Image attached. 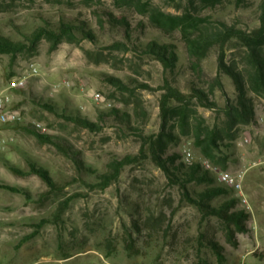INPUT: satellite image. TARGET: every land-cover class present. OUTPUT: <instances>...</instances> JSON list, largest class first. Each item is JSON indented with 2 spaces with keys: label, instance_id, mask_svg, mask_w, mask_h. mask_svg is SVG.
Returning <instances> with one entry per match:
<instances>
[{
  "label": "rangeland",
  "instance_id": "obj_1",
  "mask_svg": "<svg viewBox=\"0 0 264 264\" xmlns=\"http://www.w3.org/2000/svg\"><path fill=\"white\" fill-rule=\"evenodd\" d=\"M145 1L167 14L207 17L199 31L212 34L223 24L257 29L263 0H0V34L27 45L16 54L0 53V90L12 76L28 77L24 88L9 91L12 107L21 112L22 120L0 125V180L31 195L27 199L23 193L0 187V264H264V130L258 122L264 117V95L249 94L256 122L238 124L232 131L234 138L223 139L230 145L224 149L230 156L227 171L243 177L242 189L234 188V195L240 198L239 206L250 212L248 230L230 241L218 217H203L152 158L140 152L144 136L165 131L178 137L176 144L169 143V150L182 152L187 146L196 158H203L194 143L198 116L224 134L229 129L225 117L197 101L191 107L198 116L192 113L185 127L174 113L162 115L165 81L185 93L202 80L208 86L218 72L219 49H211L198 75L191 68L193 60L181 27L169 35L162 31L150 12L142 10L140 3ZM111 15L128 19L132 37L125 36V28ZM61 21L93 30L95 41L78 35L58 42L43 37L31 44L37 28L57 27ZM153 39L176 45L179 60L173 71L138 50ZM243 56L229 47L225 59L243 69ZM31 64L38 68L37 76L30 75ZM109 77L125 85H114ZM222 81L227 96L236 100L232 78L222 74ZM97 92L110 105L98 104L93 96ZM214 100L226 104L218 89ZM42 102L53 104L56 111ZM112 107L128 112L129 121L100 120V113ZM62 114L99 122L102 129L91 131ZM32 130L54 137L59 145L41 141ZM127 155L142 157L126 165L119 179L105 189L95 185L112 160ZM31 162L49 172L57 189L36 174L11 169L27 173ZM189 186L194 195L205 185ZM74 194L69 208L56 218L61 202ZM226 198L217 197L212 204ZM42 219L46 223L39 233L20 244ZM209 240L223 247V262Z\"/></svg>",
  "mask_w": 264,
  "mask_h": 264
},
{
  "label": "trees",
  "instance_id": "obj_2",
  "mask_svg": "<svg viewBox=\"0 0 264 264\" xmlns=\"http://www.w3.org/2000/svg\"><path fill=\"white\" fill-rule=\"evenodd\" d=\"M240 1L242 0H237V2ZM140 5L143 11L150 12L152 22L168 35L174 31V28L181 27L187 51L193 60L191 68L198 75L202 73L201 63L211 49L214 47L219 49L218 72L208 83V86H205V81L202 80L203 84L198 83L191 88L190 93H185L171 81L166 80L163 85L164 93L162 94L160 105L164 118L174 113L185 127L192 113L198 116L197 110L191 107L193 101H197L199 105L216 111L218 116L225 117V122L229 128L226 133H222V130L218 126L210 127L206 124L202 116H198L194 131V143L203 158H196L195 155V159L191 164H187L184 161L183 151L169 150V143L174 141V144H176L178 137L175 134L172 136V134L166 133L165 131L144 136L140 152L144 157H146L147 153V157L150 156L152 158L155 164L164 171L169 182L173 185H178L183 190V197L190 203L196 205L202 212L203 217H218L226 230L229 240L232 241L237 233L248 230L247 223L250 218V212L246 208L239 206L240 198L234 195L235 189L219 182L217 174L212 170L206 169L202 162L203 160H208L213 166L221 170H227L230 156L224 149L229 148L230 145L223 143L224 137L227 136L233 139L235 134L232 131L235 126L238 124H249L257 120L254 102L249 94L264 95V0L259 5L260 25L257 29L247 31L223 24L222 30L212 34L199 31V26L208 21L207 17L202 18L190 13H185L183 16L167 14L159 9L153 8L150 2L147 1L141 2ZM111 20L125 28L123 29L127 38L132 37L134 30L132 27L130 28L126 17L115 18L111 15ZM78 35H81L82 39H90L92 41L96 39L93 30L85 26L75 25L71 22L61 21L57 27L41 26L37 28L31 35L30 41L32 45H35L43 37L58 42L64 38L76 39ZM116 43L117 45L122 44L121 42ZM229 47L237 49L244 54L243 57L245 58L246 65L243 69L227 63L225 55ZM26 48L27 45L25 43L15 42L0 34V53L16 54ZM138 50L158 59L170 71L176 68L179 60L176 45L172 42H161L158 39H153L146 43L144 49L140 48ZM222 74H227L231 77L236 85L237 98L234 101L227 96L225 85L222 81ZM109 81L117 86L125 85L118 78L109 77ZM140 85L148 87L146 84ZM217 89L222 91L226 96L225 106H220L214 100ZM42 106L56 111L55 106L51 103L42 102ZM62 117L91 131H99L102 129L99 122L89 120L82 116L62 114ZM99 117L100 120H103V118H113L121 122L124 120L129 121L126 119L129 117V113L126 111L122 112L118 107H112L108 112H101ZM32 132L43 142L59 145L54 140V137L50 135L40 134L34 130ZM142 155H127L112 160L110 169L98 175V180L95 182V185L101 189H105L113 181L119 179L126 165L137 162ZM11 169L17 174H36L52 190L57 189V183L50 176L49 172L33 162L30 163V170L27 173L22 172L14 166ZM192 183L203 184L205 186L193 195L189 186ZM0 187L23 193L27 199H31L28 191L11 186L1 180ZM76 196L74 194L61 202L56 212V218H59L69 208L71 201ZM220 196H226L227 198L223 202L213 205L212 201ZM156 222V226H159L160 221L157 220ZM45 223L46 220L43 219L38 223H34L33 226L35 228L33 232L28 234L20 244L35 237ZM209 244L215 250L218 260L223 262L225 260L223 247L215 240H209ZM257 255L261 256L263 254Z\"/></svg>",
  "mask_w": 264,
  "mask_h": 264
},
{
  "label": "built area",
  "instance_id": "obj_3",
  "mask_svg": "<svg viewBox=\"0 0 264 264\" xmlns=\"http://www.w3.org/2000/svg\"><path fill=\"white\" fill-rule=\"evenodd\" d=\"M39 73L38 68L34 65H30V75L37 76ZM28 77L25 75H15L6 81L5 88L0 90V125L15 124L22 120V114L18 109L12 107V98L9 94L10 90L21 89L27 85ZM96 102L102 106H108L110 103L106 102L103 96L97 92L93 94ZM261 128L264 130V117L258 120ZM40 126L39 123H37ZM183 159L187 164H191L195 159V153L190 147L183 149ZM203 166L206 169L212 170L217 174L219 182L231 186L237 190L242 189V174H233L227 170H221L216 166H213L208 160H203Z\"/></svg>",
  "mask_w": 264,
  "mask_h": 264
}]
</instances>
